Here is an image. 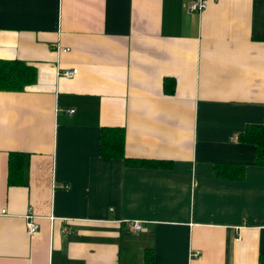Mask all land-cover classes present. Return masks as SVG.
<instances>
[{
	"label": "crops",
	"instance_id": "obj_1",
	"mask_svg": "<svg viewBox=\"0 0 264 264\" xmlns=\"http://www.w3.org/2000/svg\"><path fill=\"white\" fill-rule=\"evenodd\" d=\"M190 1L0 0V61L34 70L0 91V264L264 260V165L238 140L264 120V0ZM113 128L146 166L99 155Z\"/></svg>",
	"mask_w": 264,
	"mask_h": 264
},
{
	"label": "trees",
	"instance_id": "obj_2",
	"mask_svg": "<svg viewBox=\"0 0 264 264\" xmlns=\"http://www.w3.org/2000/svg\"><path fill=\"white\" fill-rule=\"evenodd\" d=\"M34 81V70L20 62L0 61V91H21L31 85ZM240 142H250L255 148V164L264 165V120L259 127H249L238 136ZM124 133L122 129H102L99 136V155L103 158H120L128 166H146L142 161H131L123 158ZM9 155L8 160V179L18 180L21 173V163L12 160ZM159 164V163H157ZM231 171L225 172L222 165L215 166V174L218 177L228 179L242 178V167L231 166ZM258 264H264L262 259Z\"/></svg>",
	"mask_w": 264,
	"mask_h": 264
},
{
	"label": "built area",
	"instance_id": "obj_3",
	"mask_svg": "<svg viewBox=\"0 0 264 264\" xmlns=\"http://www.w3.org/2000/svg\"><path fill=\"white\" fill-rule=\"evenodd\" d=\"M207 2H208V0H192L187 4L186 12L187 13H194V12L200 13L206 8ZM75 73H76V70L72 69L70 71H63L62 73L59 74V76H61L63 78H71ZM69 113H72V111H69ZM24 218H25L26 235L30 236V235L35 234L38 230V225L36 224L35 219H34L35 217L31 213L27 212L25 214ZM131 229L133 231H139L140 230V224L134 222L131 226ZM64 233L68 234V232H66V231H64Z\"/></svg>",
	"mask_w": 264,
	"mask_h": 264
}]
</instances>
